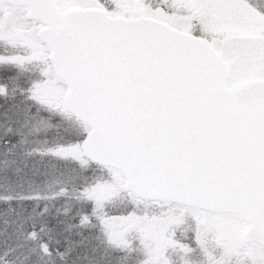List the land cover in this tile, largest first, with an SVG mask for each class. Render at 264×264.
<instances>
[{"label": "snow or ice", "instance_id": "obj_1", "mask_svg": "<svg viewBox=\"0 0 264 264\" xmlns=\"http://www.w3.org/2000/svg\"><path fill=\"white\" fill-rule=\"evenodd\" d=\"M0 264H264V0H0Z\"/></svg>", "mask_w": 264, "mask_h": 264}]
</instances>
